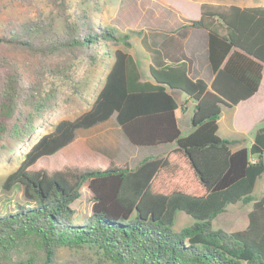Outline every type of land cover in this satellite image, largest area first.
<instances>
[{"label": "trees", "instance_id": "obj_1", "mask_svg": "<svg viewBox=\"0 0 264 264\" xmlns=\"http://www.w3.org/2000/svg\"><path fill=\"white\" fill-rule=\"evenodd\" d=\"M92 1L53 0L49 14L0 22V140L15 149L30 143L16 149L18 167L3 183L6 191L19 185L26 204L0 215V264H264V194L254 193L264 174V127L238 149L232 145L241 140L218 132L222 110L260 88L264 4L203 1L200 16L183 25L207 32L208 83L192 78L185 60L151 65V78L143 79L129 50L138 32L96 20ZM106 57L113 62L89 108L54 119L63 99L86 96ZM170 88L196 102L188 134ZM113 115L133 144L175 146L135 166L33 169L79 129ZM86 183L91 213L77 220L73 204ZM236 203L251 204L247 226L215 228L213 220ZM179 212L193 223L175 231ZM63 249L72 251L67 259Z\"/></svg>", "mask_w": 264, "mask_h": 264}, {"label": "rangeland", "instance_id": "obj_2", "mask_svg": "<svg viewBox=\"0 0 264 264\" xmlns=\"http://www.w3.org/2000/svg\"><path fill=\"white\" fill-rule=\"evenodd\" d=\"M73 3H82L84 0H70ZM203 1L213 2H235L238 4H256L264 3V0H97L92 1V13L96 20L102 21L104 24L113 25L121 31L133 29L138 33L132 35L131 40L133 43L131 52L138 60L143 78H150L148 63L153 60L157 52L152 50V46L159 42L161 38L162 28L173 24L178 25L185 22L188 18H198L200 15V4ZM89 6V3H82L80 6ZM53 0H0V22L7 19H16L25 21L30 18H36L39 14H49L55 10ZM173 20V23H172ZM170 27V26H169ZM115 46H112V49ZM113 60L109 57L100 63L95 71L93 83L86 90V96L77 102H68L63 99L60 102V110L55 114L54 119L73 117L89 108V103H92L99 93L108 68ZM154 64L157 65L155 61ZM175 95L180 102H184L188 95L182 90H176ZM235 111H226L224 115L231 117ZM237 116L241 119L242 123L250 125L254 122L264 118V102L255 105L242 106L237 111ZM189 123H182L184 133L188 131ZM221 134L225 136L222 132ZM30 143H23L18 145L16 149L24 150ZM7 145V148L6 146ZM0 146L3 151L0 153V215L15 211L18 204H26L23 198V193L20 186H15L11 190L6 191L3 188L4 180L7 175L18 167L15 159L17 157L16 149L13 142L0 140ZM12 158V161H9ZM254 159V157H253ZM129 163L136 164V161L131 160ZM117 165L122 166L118 161ZM92 163H81L71 161L67 156L62 153L48 155L40 158L34 165L33 169H46L49 172H54L66 167L70 168H84V167H97L91 166ZM256 196L264 194V174L258 179L255 192ZM91 191L86 183L82 188L81 197L73 204L76 209V218L81 220L91 213ZM238 205H230L231 212H239L248 208L250 205L237 203ZM221 216H217L213 220L215 228L227 229L225 223H221ZM193 223V218L185 212H179L175 224L172 229L180 231L186 226ZM72 251L63 249L61 251V259L70 257Z\"/></svg>", "mask_w": 264, "mask_h": 264}, {"label": "crops", "instance_id": "obj_3", "mask_svg": "<svg viewBox=\"0 0 264 264\" xmlns=\"http://www.w3.org/2000/svg\"><path fill=\"white\" fill-rule=\"evenodd\" d=\"M217 3L231 4L235 2ZM262 4L264 3L239 5L253 6ZM187 20L178 25H174L172 20L173 24L162 28L164 31L161 32L159 42L152 46V50L157 52V55L153 58V60H151V62L148 63L147 70L150 73L151 65L161 67L167 64H177L185 60L190 66V76L192 78H203L206 82L210 83L214 78V74L208 59L207 32L203 29L183 27ZM131 54L134 56L132 52ZM134 58L138 63L135 56ZM153 61H155L157 65L154 64ZM150 78L143 79L148 80ZM169 90L180 105L176 110V116L182 132L185 134L182 123L188 124L189 121H191L196 102L189 96L185 98L184 102H180L175 95L177 89L170 88ZM262 102H264V76L256 94L249 99L240 102L237 106L226 107L222 110V114L219 119V134L228 139L241 140L240 143L232 145L233 149H238L243 146L250 147L255 142L257 131L261 127H264V118L258 121V124L257 122L250 125L242 123L241 119L237 116V111L244 105H249L251 103L258 105ZM232 110L235 112L231 117L224 115L226 111ZM192 130L193 126L191 122V125L188 126V131L186 133L188 134ZM221 132L225 136H223ZM174 146V143L153 146H140L133 144L117 123L116 116L113 115L108 120L98 123L90 128L79 129L74 141L55 154L62 153L63 156H67L71 161L92 163L93 165L91 166L103 168L110 162L116 163L118 161L121 165L135 166L143 157L150 154H164ZM255 158L256 157H254V159ZM131 160L136 161V164L129 163ZM231 205L235 206L238 204L236 203ZM229 206L221 216V223H225V226L227 227L226 230L233 231L245 228L248 224V212L251 208V204L247 209L237 213L235 211H229L232 207Z\"/></svg>", "mask_w": 264, "mask_h": 264}]
</instances>
